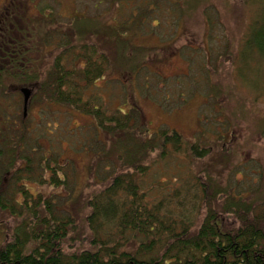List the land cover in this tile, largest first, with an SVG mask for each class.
Listing matches in <instances>:
<instances>
[{
  "label": "trees",
  "instance_id": "16d2710c",
  "mask_svg": "<svg viewBox=\"0 0 264 264\" xmlns=\"http://www.w3.org/2000/svg\"><path fill=\"white\" fill-rule=\"evenodd\" d=\"M91 1L96 9L104 2ZM144 1L146 3L141 0L110 1L116 11L127 14L126 20L120 15L121 19L117 17L120 21H115L120 31L130 28L126 36L141 32L144 22L149 25L155 19L159 25L160 18L154 15L162 10L161 5L173 4L175 8L178 7L174 0ZM235 1L252 11L244 36L247 39L239 64L242 70L240 74L246 86L262 97L264 69L258 64L252 69L251 63L254 64V61L251 58L255 59V56L264 62V0ZM40 7L48 10V7ZM11 8L14 13L21 11L15 1ZM78 15L85 20L73 29L72 21L68 18L70 33H61V37L66 38L65 42L59 41V52L46 73L36 65L35 72H29V65L21 61L27 37H23L22 47L16 38L0 42L8 47V51L0 56V96L6 80L26 75L29 78L25 83L35 84V95H31L28 104L35 99L43 101L41 97H46L49 103L97 116L95 128L104 130L107 137L101 149L106 145L113 149L118 144L125 151L124 154L138 149L139 158L129 161L127 157L121 160L110 156L120 166L107 177L108 180L104 176L106 184L86 196L88 211L81 232L77 220L79 213L75 216L73 203L63 195L51 193L60 187H67L68 190L67 178L61 173L59 154L53 148L44 152L43 145L32 137L27 119L23 117V103L19 106L21 113L18 115L12 113L10 118L0 117V264H264V200H249L241 196L240 191L232 189L231 185L212 183L210 175H205L206 181L200 186L197 177L193 178L192 186L184 180L168 184L157 182L151 188L158 191L156 199L150 198L147 191L142 189L145 188L143 178L148 173V165L145 164L151 152L160 148L163 157L182 153L187 160L192 158L193 162L194 158H202L209 152L201 142L204 134L201 132L200 144L196 141L189 144L181 138L180 133L166 129H160L155 136L148 134V138L141 139L131 132L127 113L118 111L106 116L101 110L97 111L91 104L81 101L79 92L85 91L83 86L94 83L105 72V67L102 55L97 54L93 58L88 50L91 47L83 45L78 37H111L110 40L116 45L113 37L117 31L116 25L109 32L105 27L96 28L98 22L95 24L91 20L95 17ZM21 19L25 25L18 23L19 30L16 32L31 30L27 29V20ZM50 20L56 19L53 17ZM50 20L41 19L56 25ZM87 20L92 22V26L85 25ZM17 21L13 22L16 24ZM57 25L67 30L65 25ZM57 30L52 27L38 35L40 37H35V54L40 51L39 44L47 41L46 34L55 37L54 34L60 32ZM125 41L127 39L122 37L118 46ZM77 43L86 51L77 57L79 60L75 65L79 67L73 65L79 69L61 70L65 61L62 57L66 58L70 47ZM221 56L218 54V59ZM28 61L31 65L32 58ZM248 73H256L257 80H250ZM74 76L77 78L73 80ZM79 80L86 84H80ZM235 138L232 131L227 132L226 142H232ZM145 159L146 162L142 163ZM35 181L43 188L56 189L32 192L26 182ZM247 191L259 193V190ZM185 203L189 206L187 211L183 208ZM84 226H88V233ZM84 238L88 245L82 244ZM76 243L79 245L74 246ZM66 244L70 248L67 249Z\"/></svg>",
  "mask_w": 264,
  "mask_h": 264
},
{
  "label": "rangeland",
  "instance_id": "374dc122",
  "mask_svg": "<svg viewBox=\"0 0 264 264\" xmlns=\"http://www.w3.org/2000/svg\"><path fill=\"white\" fill-rule=\"evenodd\" d=\"M13 1L24 4L25 12L20 7L21 18L27 20V17L35 16V21L31 20L35 37H40L38 35L52 27L60 31L54 34L55 37L46 34L47 41L44 42V39L43 45L39 44L41 54H35V37H27L20 60L29 65V72H35V65L43 69L41 72L46 73L49 69L59 52V41L65 42L66 38L61 37V33L69 30L68 18L74 29L85 20L78 14L95 17L91 20L95 24L98 22L96 28L105 27L108 32L116 25L115 21H120L121 16L124 20L127 18V14L122 11L120 14L114 9L110 3L112 0H104L98 9L91 0H10V3ZM174 1L177 8L173 4L161 5L162 10L154 15L160 18L159 25L155 19L149 25L144 22L141 32L136 31L132 36H126L129 27L120 31L116 25L117 33L113 37L116 45L110 40L111 37H78L83 44L87 43L91 47L88 50L93 58L97 54L102 55L105 67L102 78L83 86L85 91L79 92L81 101L91 104L106 116L118 113L117 110L126 112L131 132L141 139L148 138V134L155 136L160 129H166L180 133L181 138L190 144L199 139L203 132L204 139L200 141L209 152L202 158H194L193 162L192 158L187 160L182 153L163 157L160 148L151 152L145 164L148 165V173L143 178L145 188L142 187L150 198H158V191L151 190L157 182L168 184L184 180L192 186L193 178L197 177L200 186L206 181L205 175H210L212 183L231 185L232 189L240 191L238 193L241 196L263 201L264 96L261 97V94L246 86L239 69L247 39L244 36L252 11L246 7L247 11L235 0ZM141 2L146 3L144 0ZM40 6L52 7V14ZM53 17L55 21L50 20ZM42 18L56 25L41 21ZM27 21V29H31V21ZM19 23L25 25L22 19ZM57 24L65 25L67 30ZM85 25L92 26V22L87 20ZM120 35L127 42L118 46L122 40ZM17 39L22 41L23 38ZM76 40L79 42V39ZM80 45L71 46L66 58L62 57L65 61L61 70L79 69L73 65L79 67L75 65L79 60L77 57L86 52ZM218 54H222L219 59ZM29 58H32L31 65ZM254 58H251L254 61V64L251 63L252 69L256 64L264 69V62ZM17 71L20 73V70ZM24 76H13L3 84V94L0 96V117L3 119L10 118L12 113H21V88H29L30 97L35 95V84L25 83L29 77ZM247 77L257 80L256 73H248ZM75 78L77 76L72 79ZM79 81L80 84H86L83 80ZM45 98L41 97L43 101L35 99L32 104H28L23 117L27 119L32 137L39 145H43V151L53 148L59 154L60 169L67 178L68 190L67 187L43 188L36 181L26 182V185L32 192L56 189L51 193L67 197V201L69 199L73 203L75 216L79 213L77 220L82 232L84 216L88 211L86 196L106 184L107 177L120 166L110 156L137 161L138 149H131L125 154L118 144L113 149L108 145L101 149L107 137L104 130L95 128L99 117L76 108L49 103V99ZM230 131L236 138L228 143L227 132ZM145 162L146 159L142 161ZM248 189L259 190V193L249 192ZM183 208L187 211L188 204L185 203ZM84 229L88 233V226H84ZM82 244L88 245L86 238ZM77 245L79 243L74 244Z\"/></svg>",
  "mask_w": 264,
  "mask_h": 264
},
{
  "label": "flooded vegetation",
  "instance_id": "af4514ba",
  "mask_svg": "<svg viewBox=\"0 0 264 264\" xmlns=\"http://www.w3.org/2000/svg\"><path fill=\"white\" fill-rule=\"evenodd\" d=\"M19 5L21 8H23V11L25 12L24 4L19 3ZM12 6H13V3H10V0H4L0 4V42L1 43L4 41H12L13 40L12 38L17 39V37H21V38H23V37H35V34H34L35 28H34L33 22L31 21V20L35 21V16L29 17V18L26 16L27 20L31 21V24H30L31 30L30 31L21 32L19 34L15 33V31L19 30L18 23H19L21 17L19 15L18 11L16 13H14V11L11 8ZM49 8H50V6H48L47 11H50V14H51V11L53 10V8H51V10H49ZM13 21H17L16 24ZM27 23H28V21H26V24ZM18 41H19L20 46L22 47L21 41L20 40H18ZM1 43H0V56H1V54H5L8 51L7 45L2 46ZM84 44L86 46L87 43H84ZM11 45H12V43H11ZM16 50L20 51V49H16ZM102 77H103V73L101 74V76L98 79H100ZM117 111H119V110H117ZM123 113L125 114L126 112H123ZM197 132L200 133L201 130L200 131L197 130ZM195 141L200 144V137H199V139H197Z\"/></svg>",
  "mask_w": 264,
  "mask_h": 264
},
{
  "label": "water",
  "instance_id": "95a60500",
  "mask_svg": "<svg viewBox=\"0 0 264 264\" xmlns=\"http://www.w3.org/2000/svg\"><path fill=\"white\" fill-rule=\"evenodd\" d=\"M20 92L23 96V99H22L23 100V115L25 116L31 90L29 88L23 87L20 89Z\"/></svg>",
  "mask_w": 264,
  "mask_h": 264
}]
</instances>
